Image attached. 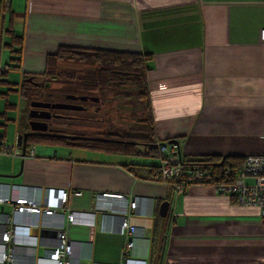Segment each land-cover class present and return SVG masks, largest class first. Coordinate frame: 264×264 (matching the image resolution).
Wrapping results in <instances>:
<instances>
[{
	"label": "crops",
	"instance_id": "1",
	"mask_svg": "<svg viewBox=\"0 0 264 264\" xmlns=\"http://www.w3.org/2000/svg\"><path fill=\"white\" fill-rule=\"evenodd\" d=\"M3 24L21 39L19 67L7 75L16 86L22 74L43 73L46 55L59 45L147 54L145 78L159 142H173L187 157L264 153V0H11ZM8 40L4 32L2 42ZM9 57L1 49L0 68ZM35 143L24 156L3 154L12 163L0 167L7 175L0 183L67 191L64 210L57 212L73 215L64 226L71 264H264L258 209L207 184L175 193L150 173L158 154L151 156L157 162H140L74 144ZM103 192L124 198L103 199ZM133 197L137 205L129 212L136 233L128 254L130 236L119 235L117 224ZM163 201L168 213L158 226L157 260L154 218ZM10 209L0 205V221ZM56 219L14 230L10 246L17 262L52 264L45 250L58 237Z\"/></svg>",
	"mask_w": 264,
	"mask_h": 264
},
{
	"label": "trees",
	"instance_id": "2",
	"mask_svg": "<svg viewBox=\"0 0 264 264\" xmlns=\"http://www.w3.org/2000/svg\"><path fill=\"white\" fill-rule=\"evenodd\" d=\"M5 9L0 0V51L2 47H6L10 52L9 63H7L6 67L0 68V87L6 91L1 92L2 95H6L12 91L18 94L19 97L26 99L28 103L32 100L42 101L38 97L41 96V90L39 88L49 89L51 83L47 79L54 77L57 81L63 82L64 84L59 87L60 91L50 90L48 92V97L51 98H53L52 95H62L61 99H54L52 101L62 100L67 95H82L96 98V100H92V103L97 104L101 100L100 94L103 95V89L108 88L111 94L123 96L125 100L130 101L131 96L134 97L139 105V123L144 126V129L139 132H132L122 127L112 132H106L107 134L104 135L102 133L99 135V138L86 137L76 140H70L65 136H53L40 132H32L27 137V147L35 142L66 143L110 153H123L131 156L142 153L149 157H156L158 154V144L166 142H159L154 134L145 78L146 71L149 69V55L135 52L59 45L54 53L46 55L43 73L32 75L22 74V81L16 86L17 84L7 79V75L10 68L19 67L21 39L19 36L13 34L10 29H5L3 24ZM4 32L9 35V40L6 43L2 42ZM77 65L80 67H76ZM127 84L132 86V89H124L123 86ZM71 86H75L77 89L73 90V87V91L61 90L62 88H71ZM4 106L7 109L13 105L5 101ZM98 109L99 107L97 106L96 110ZM86 110L87 108L84 106V111ZM131 113L133 112L131 111ZM77 115L78 117L75 118V121L87 119L82 115ZM27 124L24 129H27ZM17 131V134L21 133L18 126ZM0 133L1 139L4 141V134L2 132ZM137 145H143L141 152L137 151ZM243 157L239 155H225L222 159V156L219 155L187 157L181 154L183 162L187 164L200 163L206 166L207 171H209L207 185L231 182ZM148 167L150 168L152 176L154 175L153 179L157 180L159 164L149 165ZM162 222L163 218L156 214L154 218L155 228L158 229V226ZM161 236L160 230L158 229L154 237L155 243L153 244V253L156 256Z\"/></svg>",
	"mask_w": 264,
	"mask_h": 264
},
{
	"label": "built area",
	"instance_id": "3",
	"mask_svg": "<svg viewBox=\"0 0 264 264\" xmlns=\"http://www.w3.org/2000/svg\"><path fill=\"white\" fill-rule=\"evenodd\" d=\"M10 1L1 0L3 8L9 7ZM259 36L264 40V26L260 29ZM32 151L30 149V155ZM157 152L159 167L156 179L163 185L171 187L175 193L183 194L188 186L206 184L209 179L206 166L200 163L183 162L178 147L173 142L158 144ZM0 154L21 155L17 135L14 142L7 144L2 141L0 133ZM246 178H252V182H246ZM211 186L218 194L233 195L240 205L256 207L264 223V153L244 155L231 182L213 183ZM67 196V191L61 188L0 183V205L8 204L11 207L10 212L4 214L0 221V245L4 247L0 253V263L21 264L15 260L10 246L15 229L42 228L46 218L57 216L52 226L58 230V237L53 245L46 248V259L52 264H71L73 247L72 242L66 238L64 226L72 221L73 215L70 212L61 214L57 212V210H64ZM100 196L110 200L124 198V195L119 193L103 192ZM136 205L137 197L128 200L117 224L119 235L130 236L124 245L128 254L133 246L132 236L136 233V226L132 223L129 211H133Z\"/></svg>",
	"mask_w": 264,
	"mask_h": 264
},
{
	"label": "rangeland",
	"instance_id": "4",
	"mask_svg": "<svg viewBox=\"0 0 264 264\" xmlns=\"http://www.w3.org/2000/svg\"><path fill=\"white\" fill-rule=\"evenodd\" d=\"M3 41L5 40L3 39ZM2 49L5 48L2 47ZM3 52L4 51H2V61L4 60L5 55V53ZM76 67L80 66L77 65ZM47 80H50L51 87L49 89L39 88L41 90V96H38L39 99H61L62 95H52L53 98L48 97V92L50 90L60 91L59 87H61L64 83L57 81V79H55L54 77H50V79ZM131 87L132 86H129L128 84L123 86L124 89L128 90L132 89ZM72 89L76 90L77 88L75 86H71V88H62L61 90L73 91ZM1 92L6 91L2 87H0V132L4 134V142L7 144H11L16 139L15 123L17 122L19 124V129L21 128V126L22 128H24L27 124V110L28 108H30V105L28 101H26V99H24L23 97L18 98L17 95L12 91L8 92V94L6 95H2ZM105 92L106 94H104ZM100 96V102H98L97 104H94L92 102H86L84 103V106H86L87 110L84 112L77 113L86 117L87 119L80 121H60L57 122L56 126L64 127L67 131L93 136H98L102 133L104 135L108 132H112L117 128L122 127L132 132H139L144 129V126L139 123V105L135 101L134 97L131 96L130 101L125 100L123 96H116L111 94L108 88L103 89V95L100 94ZM5 101H8L13 106L5 109ZM97 106L99 107L98 110H96ZM131 111L133 113H131ZM3 114L4 116H2ZM38 145L39 143H34L33 146ZM136 149L141 152L143 149V145H137ZM85 155L87 157V154ZM95 156V153H92V157ZM133 158L138 159L140 162H148L149 160L152 162H157V158L147 157L142 155V153L135 155ZM8 160L10 161L7 155L0 154V167H4L5 165L9 166L12 162H8Z\"/></svg>",
	"mask_w": 264,
	"mask_h": 264
},
{
	"label": "flooded vegetation",
	"instance_id": "5",
	"mask_svg": "<svg viewBox=\"0 0 264 264\" xmlns=\"http://www.w3.org/2000/svg\"><path fill=\"white\" fill-rule=\"evenodd\" d=\"M81 96L82 95H67V96H64V98L62 100H57V101H52L49 99L42 100V101H48L51 103H54V102L66 103V104H70V105L80 106V108L79 109L48 108L47 111L49 112L48 113L49 117H47V118L43 117V116L47 115L45 112L38 111L37 113H38L39 117H37L35 120L43 121L45 123V129H44V131H42L40 133L53 135V136L54 135L55 136H65V137H68V139H70L69 136H72V135L77 136L76 139L86 138V137H88V138H99V135L93 136V135H88V134L71 132V131H67L64 127L56 126L57 122H60V121H75L76 120L75 118L78 117L77 113L84 112V103L92 102V99H91V97H86V99L81 100L80 99ZM30 109L31 108H28L27 115H28ZM63 117H67V118H63ZM29 121H30V118L28 116L27 123ZM28 130H29V125L27 124V129H24V131H28ZM76 139H73V140H76Z\"/></svg>",
	"mask_w": 264,
	"mask_h": 264
},
{
	"label": "water",
	"instance_id": "6",
	"mask_svg": "<svg viewBox=\"0 0 264 264\" xmlns=\"http://www.w3.org/2000/svg\"><path fill=\"white\" fill-rule=\"evenodd\" d=\"M29 80V79H28ZM69 97V96H68ZM81 100L86 99V96H81ZM92 100H96V98L91 97ZM30 105V110L28 113V116L30 118V121L28 122L29 125V130L21 132L17 134V144L20 146L21 149V155H25L26 151V145H27V137L32 133V132H42L45 129V123L43 121H38L35 120L38 115V111L45 112L47 115L43 116L45 118L49 117V112L47 111L48 108H67V109H79L80 106H75V105H70L66 103H61V102H48V101H39V100H32L29 103ZM71 140L76 139L77 136H69ZM225 157V155H222V159ZM7 175L0 174V177H5ZM168 213V202L163 201L158 208V214L160 217H166ZM161 245L159 246V251H160ZM159 257V253L157 254V260Z\"/></svg>",
	"mask_w": 264,
	"mask_h": 264
}]
</instances>
